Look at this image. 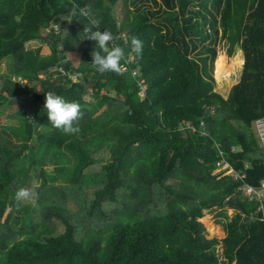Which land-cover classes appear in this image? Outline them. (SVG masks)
<instances>
[{"label":"trees","instance_id":"obj_1","mask_svg":"<svg viewBox=\"0 0 264 264\" xmlns=\"http://www.w3.org/2000/svg\"><path fill=\"white\" fill-rule=\"evenodd\" d=\"M200 1L209 3L211 20L198 24L191 0H0V64L11 60L10 73L0 74V105L19 104V123L0 125V264H264V198H231L242 184L264 180V148L252 127L264 117V0H225L228 47L218 52L216 79L230 72L236 36L244 58L225 98L207 69L224 0ZM73 4L132 53L123 75L91 66L95 42L83 32L89 21L71 14ZM132 35L143 42L139 56ZM30 40L49 53L27 48ZM64 51L79 53L76 66ZM47 91L81 104L79 133L52 126ZM90 92L93 104L81 98ZM226 163L245 176L212 173ZM46 165L57 174L70 166L69 182L48 183ZM21 187L32 190L33 206H18ZM224 206L237 212L230 216ZM202 209L225 218L219 241L203 232Z\"/></svg>","mask_w":264,"mask_h":264},{"label":"rangeland","instance_id":"obj_2","mask_svg":"<svg viewBox=\"0 0 264 264\" xmlns=\"http://www.w3.org/2000/svg\"><path fill=\"white\" fill-rule=\"evenodd\" d=\"M192 1V4L190 6H193L192 9L198 11V15L195 16V18H197V21H198V24L199 23H202L204 21V19L206 21L208 20H211V16L209 14L206 13V9H209V3H203L200 5L199 3L201 2L200 0H191ZM224 2L222 4V7H221V11L216 14V23L215 25L217 26V33H216V41H215V54H214V59L212 60V63L211 65L208 66V72L211 73L212 75V84H213V90L220 93L221 96H223L224 98L227 96L230 88L232 87V85H234L235 83H237L239 81V76H240V73H241V70H242V66H243V51L241 49V46H240V43H239V39L238 37L236 36V33L234 30V33H235V36H236V41L238 43V46H239V51L237 52V54H235L234 56V59H232V64H229V67L230 68V72L228 75H224V73H222L218 79H216L215 77V60L217 59V56H218V52L219 51H222L225 53V50L227 49L228 47V41H227V28H226V25H225V20H224V13L222 9L225 8V0L222 1ZM131 9L134 8V6H130ZM203 15L206 16V18L203 17ZM53 28V26H51ZM203 27H206L207 30H210L211 31V26L208 25L207 23H204V26ZM47 30H48V26L42 30L43 33H47ZM124 33V31H122V34ZM120 34V33H119ZM124 35V34H123ZM122 35V36H123ZM121 36V37H122ZM201 43L202 41L198 42V46L195 50H198L199 48H201ZM205 43H208L209 45L211 44L210 42V38H207L205 40ZM25 46L27 48H37L38 49V53L41 54V55H47L49 53V50H48V47L40 42V41H37V40H30L28 42L25 43ZM195 50L191 51L190 54H192L193 52H195ZM63 53H65L66 55V58L69 60V62L76 66L78 64V60H79V53L78 52H66L64 51ZM126 59L128 60V62H131L132 60V53L128 52V56H126ZM11 63V60L9 58H6V59H3L2 60V63L0 64V74L1 73H10V68H9V65ZM57 70H60V68ZM133 70L131 69V71H128L127 72V79L131 81V79H134V75H133ZM40 76V75H39ZM42 76V75H41ZM40 76V77H41ZM78 76V75H77ZM211 81V80H210ZM137 85L139 86V91L137 92V95L139 97H141L142 95H144V89H145V84H142L141 83V79L137 82ZM90 91V90H89ZM101 93H107L108 95H112V91L109 90L107 91L106 89L102 88L100 90V94ZM122 95H119L117 98L118 99H122ZM81 98L90 103V104H93L95 102V97L94 95L90 92V93H83L81 95ZM3 98L0 96V101L2 100ZM19 108V104L18 103H11V104H5L4 106L3 105H0V125H3V124H15L17 125L19 123V119L15 116V112L16 110ZM210 110H212V106L209 107ZM104 109V106H100V108L98 109V111L96 112V114H98L99 112H101L102 110ZM211 112V111H210ZM264 118V117H263ZM253 124H254V121H253ZM201 125V124H200ZM253 129L255 131V134H256V130H255V127L253 126ZM203 133V132H202ZM257 137L259 138V143H260V146L264 148V136H260V135H257ZM258 141V140H257ZM232 150H234V152H239V150H241V146L240 145H235V146H232L231 147ZM96 155V154H95ZM100 156H103V158H108L107 156V153L105 152V150H101V153H99ZM103 160V159H102ZM109 158L106 160L108 161ZM247 163L245 162V165ZM71 167L70 166H66L64 168V170L60 173V174H57L55 169H53V166L51 165H46L45 166V170H46V181L48 183H53V184H66L69 182V178H70V175H71ZM213 174H218V176H223L225 174H228V175H231V177H236L238 176V172H235L234 169H232L230 167V165L228 164H223V165H220V166H216L214 168V170L212 171ZM38 184H42V181H39ZM85 193H86V197L89 198L90 197V194L88 192V190H85ZM245 197H249V199L251 198H255V199H258L260 197L264 198V190H262L261 192L258 191V192H253L252 190L251 191H246L245 189L242 190L241 193H237L235 195H232L231 198L232 199H235L237 200V202H241L243 200V198ZM36 201V198L33 196V199L31 201H21V203H26V204H29L30 206H33L34 203ZM71 204V202L69 203V205ZM220 210L222 211H225L228 215H232V214H235L237 212V209L235 207H228V206H224V207H221L219 208ZM9 210V207L6 208V211L5 213L3 214L2 216V221L5 219L6 217V214ZM202 213L201 215L198 217L200 219L201 217V222L203 223V226H204V230L203 232L205 233V235L207 237H215L219 239L223 236V233H224V230H223V225H222V222H223V219L225 220L224 217H221V221H216V218H219L218 216H215L216 214V211L214 210H207V209H202L201 210ZM254 217L250 218V220H247V222L249 223L250 226L254 228L253 226V219ZM219 225H221L219 227ZM219 227L220 228V233L217 234V230L216 232H211L212 228L213 227ZM215 250H216V253L218 256H220V245L219 243L217 245H215ZM221 259V257H219Z\"/></svg>","mask_w":264,"mask_h":264},{"label":"clouds","instance_id":"obj_3","mask_svg":"<svg viewBox=\"0 0 264 264\" xmlns=\"http://www.w3.org/2000/svg\"><path fill=\"white\" fill-rule=\"evenodd\" d=\"M71 14L73 16L84 15L85 17L88 18L89 22L87 25L84 26L83 32L85 33L86 39L95 42V47L93 48L90 54L91 66L101 75H104L105 73H109V72L115 73L116 75H123L127 71L126 63L128 62V60L126 59L125 48L120 46L119 44H114V41L117 39V37H115L113 33L110 32L108 29H104L103 31H101L100 30L101 21L93 17L90 11H86L84 8H79L77 5L73 4L71 9ZM122 35L123 34L121 33L120 36ZM127 39L130 40L132 51H134L137 56L141 55L143 50V42L139 39V37L132 35ZM128 52H127V56H128ZM122 61L124 63H122ZM132 70L135 73V69ZM43 107L46 110L49 122L52 124L54 128L59 129L60 131H62L64 134L67 135L79 133L80 131L79 121L83 118L84 112L82 110L81 104L78 101L69 100L64 96L57 94L54 91H47L45 95V102ZM258 119H262V118L259 117L254 120V124L252 123V125L255 127L256 130V134H255L256 137L257 135H259L256 127V120ZM257 140L260 146L258 137ZM238 173L239 175L245 174L239 171ZM244 185L245 184H242V186ZM258 187L259 186L253 188L257 189ZM239 193H241V190ZM32 199H33V192L30 188L21 187L17 189L15 193V200L18 202V206H19V202L31 201ZM258 199H263V198L260 197ZM250 218L252 217H249L248 220H250ZM253 219H255L256 221L255 217ZM250 227L253 229L252 226ZM223 235H225V231Z\"/></svg>","mask_w":264,"mask_h":264},{"label":"built area","instance_id":"obj_4","mask_svg":"<svg viewBox=\"0 0 264 264\" xmlns=\"http://www.w3.org/2000/svg\"><path fill=\"white\" fill-rule=\"evenodd\" d=\"M49 26H53V28L52 27L51 28L53 29V31L57 32L58 28L55 24H52V25L50 24ZM184 123L186 126H191L189 122H184ZM256 127H257V131H258L259 135L264 136V118L256 120ZM192 129H193V127H192ZM238 176L244 177L245 174L239 175V173H238ZM238 176H236L235 178H237ZM239 189L241 190V192L243 189H245L246 191L252 190L253 192H258V191L261 192L262 190H264V180H261L260 186L257 189L249 186L248 184H245L244 186L239 187Z\"/></svg>","mask_w":264,"mask_h":264},{"label":"bare ground","instance_id":"obj_5","mask_svg":"<svg viewBox=\"0 0 264 264\" xmlns=\"http://www.w3.org/2000/svg\"><path fill=\"white\" fill-rule=\"evenodd\" d=\"M216 230H217V234L220 233V228L216 226L212 228L211 232H216Z\"/></svg>","mask_w":264,"mask_h":264},{"label":"crops","instance_id":"obj_6","mask_svg":"<svg viewBox=\"0 0 264 264\" xmlns=\"http://www.w3.org/2000/svg\"><path fill=\"white\" fill-rule=\"evenodd\" d=\"M254 225V224H253ZM221 225H219V227H220ZM255 226H256V223H255ZM256 228H257V226H256Z\"/></svg>","mask_w":264,"mask_h":264}]
</instances>
